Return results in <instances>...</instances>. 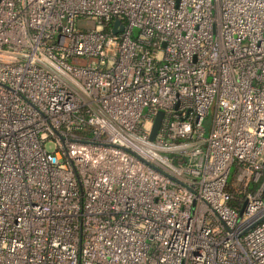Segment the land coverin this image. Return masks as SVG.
<instances>
[{
	"label": "built area",
	"instance_id": "obj_1",
	"mask_svg": "<svg viewBox=\"0 0 264 264\" xmlns=\"http://www.w3.org/2000/svg\"><path fill=\"white\" fill-rule=\"evenodd\" d=\"M263 214L264 0H0V264H264Z\"/></svg>",
	"mask_w": 264,
	"mask_h": 264
},
{
	"label": "rangeland",
	"instance_id": "obj_2",
	"mask_svg": "<svg viewBox=\"0 0 264 264\" xmlns=\"http://www.w3.org/2000/svg\"><path fill=\"white\" fill-rule=\"evenodd\" d=\"M95 23H96V20H94V19L87 20V19L80 18V19H77V20L75 21V26H78L79 28L87 29V28H93L94 25H95ZM210 124H211V116L209 115V116H207V117L205 118V121H204V126H205V128H206L205 135L208 134V129H209V127H210ZM48 148H51V145H48ZM232 173H233V168L231 167V169H230V173H229V176H228V182L231 181ZM233 179H234V181H235V177H234ZM232 181H233V180H232ZM260 182H261V179H260L258 182H256V183H251V184H254L253 189H254L255 187H257V186L260 184ZM246 204H247V198H245V199L243 200V202L241 203V207H240V209H239V216H240V217L243 215V212H244V210H245V206H246Z\"/></svg>",
	"mask_w": 264,
	"mask_h": 264
},
{
	"label": "water",
	"instance_id": "obj_3",
	"mask_svg": "<svg viewBox=\"0 0 264 264\" xmlns=\"http://www.w3.org/2000/svg\"><path fill=\"white\" fill-rule=\"evenodd\" d=\"M117 25H119V28L116 27ZM122 28H123V26H122V24H120V21L119 20H115L114 21V26L111 29V32L115 34L118 31H120ZM162 115L163 114H162L161 111H159L156 114L154 123L152 125V129H151V132H150V136H149L150 139H153L154 138V136L156 134V131H157L158 127L160 126V121H161ZM262 219H264V214L262 216L258 217V218H255L254 220H252L248 224H246V226L241 230L240 234L245 233L248 229H250L251 227H253L255 224H257L258 222H260Z\"/></svg>",
	"mask_w": 264,
	"mask_h": 264
},
{
	"label": "trees",
	"instance_id": "obj_4",
	"mask_svg": "<svg viewBox=\"0 0 264 264\" xmlns=\"http://www.w3.org/2000/svg\"><path fill=\"white\" fill-rule=\"evenodd\" d=\"M253 187H254V184H250V185L247 187V190H253Z\"/></svg>",
	"mask_w": 264,
	"mask_h": 264
}]
</instances>
